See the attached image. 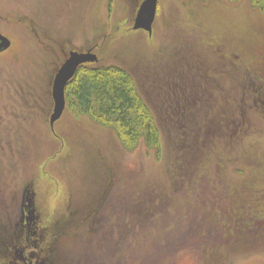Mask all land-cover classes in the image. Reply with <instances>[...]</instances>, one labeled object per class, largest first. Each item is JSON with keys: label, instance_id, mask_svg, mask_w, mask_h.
<instances>
[{"label": "rangeland", "instance_id": "374dc122", "mask_svg": "<svg viewBox=\"0 0 264 264\" xmlns=\"http://www.w3.org/2000/svg\"><path fill=\"white\" fill-rule=\"evenodd\" d=\"M143 1L0 0V33L11 41L0 54V238L31 198L45 264H98L99 255L103 264H122V243L135 238L141 253L124 264H264L263 245L236 252L241 235L264 240V95L257 98L264 89L246 84L245 104L219 97L235 114L216 131L223 145L200 151L194 139L183 153L175 137L184 121L197 134L211 111L203 69L211 72L215 55L221 72L212 82L225 90L264 70V12L247 0H159L149 35L133 30ZM90 49L97 67H120L148 84L164 117L176 111L164 120L159 158L143 142L125 148L118 127L78 112L69 95L50 127L63 52ZM222 154L237 160L215 163ZM203 167L206 176L189 189ZM224 182L233 187L228 195ZM237 216L245 222L234 225ZM111 227L114 243L106 239Z\"/></svg>", "mask_w": 264, "mask_h": 264}, {"label": "trees", "instance_id": "16d2710c", "mask_svg": "<svg viewBox=\"0 0 264 264\" xmlns=\"http://www.w3.org/2000/svg\"><path fill=\"white\" fill-rule=\"evenodd\" d=\"M247 1L253 9H259L264 12V0ZM219 59L220 57L218 55H215V61L211 66V72H209L210 68L206 71L205 68L203 69L206 78L209 80V83L207 84V87L209 88V99L207 104L209 110L211 111L209 114L207 113L206 118L203 116L200 117L197 121V126L201 130L197 134L194 133L193 130L188 133L186 131V121H184L182 124L177 123L178 127L176 128L177 132L175 137L180 149L183 150V153L192 147L194 139L195 149L200 151H205V148L207 149L209 146H213L214 144L223 145L224 139L221 138V134L226 130L225 128L229 125L230 121L232 122L233 115L235 116V114H230V112L232 111L229 112L227 110V107L222 108V103H220L219 105L218 99L220 96L224 97L223 102L226 106L227 104L233 106L237 105L238 103L245 104L247 99L250 98V95L245 89L246 84L254 86L255 91L258 90L257 85H260V89L261 87L264 89V70L262 69H259V74L255 75V77L246 79L244 80V82L243 80L237 81L235 79L236 83L235 86H233V89H231L230 87L228 90H225L223 87H221L222 85L219 83V81L212 82V80H216V74L220 75L219 73L221 72L218 71L217 66ZM97 65L98 64H91V67H89V65H86L79 68L77 75L66 88V97L67 95L71 97L73 106L75 109H77L78 112L80 111V113L87 114L93 119L103 120L109 122L110 125L114 127H118L119 138L124 144L125 148H127L128 150H134L139 146L141 142H143L148 149L156 151L159 158L163 146L164 120L170 121L174 117L172 116L173 113L176 114V111L171 112L172 115H170L169 118L167 116L164 117L163 114L159 113L158 106L155 105L154 102L153 105L151 103V98L154 96L157 98V96L153 95L152 91L150 90L151 87L148 84L141 83L143 87L141 85L139 86L134 76L123 68L116 66L99 68L97 67ZM209 73L211 75H214L213 79L210 78V76L208 75ZM225 92L227 93L225 94ZM186 93L188 94L187 89ZM262 95H264V92L260 94L259 90L257 98L259 99V97H261ZM230 96L234 97L233 101H231ZM235 111L236 110H234V112ZM179 112H182V110L179 109ZM187 112L188 111L184 109V114H186ZM200 123H208L209 125L206 126L205 130H203ZM219 130H222V132H217L216 134V131ZM166 132L167 133L165 135H169V131ZM235 147V145H232L233 150L237 149ZM221 157V160H217V158H215L213 159V161L215 160V163L219 162L220 164L222 163L233 165L237 160L226 157L225 154H222ZM181 159L183 160V158ZM208 162L212 165V157L209 158ZM189 167L190 163L188 162L186 171H188ZM207 170L208 168L205 167H203V169H200L199 171L201 173L199 174L198 178H193L191 179V181L189 180L190 186L188 188L196 191L197 188L195 184H200L201 176H203L204 174L206 176ZM187 176L188 174L184 179H186ZM226 187L228 190L226 191V195H228L230 192H233V187L229 188L228 184L225 183V188ZM179 214L180 212L178 213V215ZM253 217H257L258 219H260L256 214H253ZM242 220L243 219H241L240 216L235 217L234 225H239L241 224V222H245ZM111 228L113 229H109L108 231H106V239L110 240L111 243H114L113 236H115V231L114 227ZM97 231L99 232V229ZM140 231L141 228L138 227L137 231L132 228L128 233H138ZM255 239H257V237H255V235L253 234L239 236L238 242L240 244L239 249L236 252H240V254H243V252H249L250 250L256 249L261 245L264 246V240L258 243ZM121 240L122 237L120 238V241ZM122 245L124 246V248H126L125 256L127 257V259H123L122 264L136 258L138 259L143 248V244H141L138 238H135L134 241H127L126 243L123 242ZM120 255L122 254L120 253ZM99 257L100 261L98 264H103V262L101 261L103 257L100 255ZM114 261L116 264L121 263V260L119 261L118 259ZM111 264H113V261L111 262Z\"/></svg>", "mask_w": 264, "mask_h": 264}, {"label": "flooded vegetation", "instance_id": "af4514ba", "mask_svg": "<svg viewBox=\"0 0 264 264\" xmlns=\"http://www.w3.org/2000/svg\"><path fill=\"white\" fill-rule=\"evenodd\" d=\"M88 51H91V49ZM88 51L78 53H86ZM92 51L94 52V49ZM72 52L77 51H70L69 54L65 51L63 52L66 54V57L62 65L67 61ZM31 195L33 196V194ZM19 215L18 219L15 217L11 220L10 217V221L7 222L8 227H3L2 229L3 237L0 238V264H45L44 261L41 262L37 254V251L39 253L41 250L39 237L37 238L39 235L38 228L40 226L38 224L40 218L35 215L31 198L26 199V205L23 203L20 205ZM1 222L4 221L1 219Z\"/></svg>", "mask_w": 264, "mask_h": 264}, {"label": "water", "instance_id": "95a60500", "mask_svg": "<svg viewBox=\"0 0 264 264\" xmlns=\"http://www.w3.org/2000/svg\"><path fill=\"white\" fill-rule=\"evenodd\" d=\"M159 0H144L140 5L134 20V31H144L149 35L153 32V26L157 17ZM11 47V41L0 33V53ZM98 56L93 51L86 53L72 52L67 61L58 70L52 88V99L54 103L53 113L50 117V127L54 128L63 116L66 109V88L68 83L76 76L80 66L85 64H96Z\"/></svg>", "mask_w": 264, "mask_h": 264}]
</instances>
